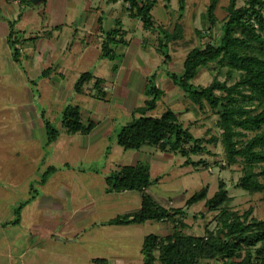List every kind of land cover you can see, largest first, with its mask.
I'll use <instances>...</instances> for the list:
<instances>
[{"label":"rangeland","instance_id":"obj_1","mask_svg":"<svg viewBox=\"0 0 264 264\" xmlns=\"http://www.w3.org/2000/svg\"><path fill=\"white\" fill-rule=\"evenodd\" d=\"M212 1L187 0L181 12L180 0H157L152 12L157 25L172 33L179 24L183 31L182 38L165 48L169 55L166 59L158 52L160 35L145 31L142 20L130 16L125 2L93 0L94 6L101 7L99 15H93L103 17L105 33L111 8L125 21L129 44L116 48L119 57L114 62L103 59L100 48L89 46L83 31L75 37L69 29L64 30L66 26L74 30L89 26L93 16L86 6L91 0H46L16 8L22 15L12 21L16 33L13 41H20L19 62L11 60L12 51L0 40V73L6 84L0 89V264H93L94 259H107L110 264H144V239L149 235L168 236L175 225L156 221L110 225L118 216L136 212L141 206V194H107L105 179L120 168L137 163L148 165L151 171L152 184L147 194L168 210H184L176 219L184 224L183 232L188 235L209 236V232L217 230L220 210L209 211L206 202L193 207L186 203L205 187L209 189L208 199L213 198L221 182L231 197L226 205L230 211L242 216L253 209L252 217L264 220V193H248L238 187L244 166L241 162L228 164L217 127L218 115L208 106L201 110L167 76L183 72L193 48L212 41L219 43L230 0H218L217 23L208 31L207 12ZM248 1L236 0V7L247 6ZM54 23L61 24L62 38H68L65 47L62 44L56 53L52 52L54 57L46 64L43 59L32 62L33 67L26 58L30 38H24L42 33ZM71 42L80 44L74 50L78 54H73L72 71L68 73L59 62L71 51ZM133 56L132 61H127ZM48 70H53V75L51 71L45 79L34 77L36 72ZM228 71L227 67L212 64L199 72L193 84L206 88L217 79L232 85L239 80V73H233L231 78ZM87 72L103 80L100 88L105 93L97 94L95 81L86 85L84 94L74 91L78 78ZM152 76L165 95L151 115L159 118L166 110H173L183 126L202 141L205 153L192 156V160L205 164L186 167L185 159L178 154H165L148 146L125 151L117 144L120 130L133 121L132 111L144 106L146 86ZM56 83L62 86L57 87ZM9 84L17 88L13 90ZM117 86L132 95L120 94ZM26 105L30 106L27 110ZM74 106L81 108L85 123L100 122L90 135H71L63 128V113ZM47 122L59 132L50 145ZM252 137L249 134L247 140ZM51 167L53 172L42 183ZM22 204L25 206L18 214L17 208Z\"/></svg>","mask_w":264,"mask_h":264},{"label":"trees","instance_id":"obj_2","mask_svg":"<svg viewBox=\"0 0 264 264\" xmlns=\"http://www.w3.org/2000/svg\"><path fill=\"white\" fill-rule=\"evenodd\" d=\"M122 1L129 6L128 11L133 19L142 20L145 31H154L160 35L158 52L169 59L165 48L172 41L182 38L181 25L178 24L172 33L157 25L152 13L157 0ZM186 2H179L181 12ZM24 3L31 4L28 0H21V4ZM217 6L218 0H213L208 8V31L217 23ZM227 13L219 43L212 41L205 46L193 48L186 57L183 72L168 73L167 76L201 110L208 106L218 115L217 127L228 164L232 166L241 162L244 166V176L238 187L248 193H264V0H249L247 6L242 8L236 7V0H230ZM15 34L11 24L9 42L15 61L19 62L20 41H13ZM105 36L101 45L102 58L114 62L119 57L116 48L127 45V32L122 33L119 27ZM212 64L227 67L231 78L233 73H239V80L228 85L226 81L215 79L206 88L195 86L193 81L199 72ZM49 71L40 77L49 76ZM150 79L146 86L147 99L144 106L134 110L133 121L120 130L117 144L125 151H139L148 146L178 154L185 159L186 167L205 164L204 161L192 160V156L205 153V148L202 141L183 126L173 110H166L159 118L151 115L165 93L155 84V76ZM93 81L100 95L103 80L96 79L89 72L80 76L74 91L84 94L86 85ZM45 126L47 143L50 145L57 140L59 132L48 122ZM62 126L71 135L85 136L96 128L94 122H84L79 106L64 111ZM249 134L253 137L247 140ZM212 141L217 140L213 137ZM53 170L51 167L45 172L42 183L46 182ZM105 182L107 194H141L140 209L118 216L110 225L130 226L150 221L172 222L175 225L173 233L168 236L149 235L144 239L141 250L144 264H201L202 261H214L215 264H264V220L252 217L253 209L242 216L230 211L226 205L231 197L223 182L219 184V190L213 198L208 199L209 189L205 187L186 203L187 207H193L206 202L209 211L220 210L218 228L215 232H209V236H194L183 232L184 224L176 217L184 214V210H168L147 194L152 184L148 165L137 163L135 166H124L113 176L107 177ZM24 206L22 204L17 208L18 214ZM93 264L110 263L107 259H94Z\"/></svg>","mask_w":264,"mask_h":264},{"label":"crops","instance_id":"obj_3","mask_svg":"<svg viewBox=\"0 0 264 264\" xmlns=\"http://www.w3.org/2000/svg\"><path fill=\"white\" fill-rule=\"evenodd\" d=\"M44 1H46V0H44ZM20 5H15L12 0H0V40L4 41L5 44L9 46L10 50L12 51L11 60L13 62H15V63H16V61H15V58H14L13 50H12V47H11L9 41H10V33H11L12 21L14 22L17 19H20L22 17V15L18 14L17 10H16V8L19 7ZM100 9H101V7L94 6L93 0H91V3H88L87 6H86V11L92 12V16H93L89 26L86 28L85 24H82L81 26L85 27V28H80L78 26L74 30L73 28H69V27L66 26V28L65 29L63 28V29L64 30L69 29L70 35L72 34V36H75V37L78 36L79 31H83L85 33V35H83L85 37L84 41L89 46H92V47L95 46V47H97V49L100 48V50H101V45H102V42H103V39H104L105 35L108 32H111L113 29L119 28V27H120V29H122V31H125V28H124L125 21H122V20L119 19V16L114 11V9L108 8V10L110 9L112 11L110 12V16H108L107 19L105 18L106 19L105 23L109 26V27L107 26V33H105L104 32V28L102 26L103 17H101V16L97 17V16L93 15L95 12L97 13V15H99ZM60 25L61 24L54 23L53 26H51V27L47 26L48 29H46V30L44 29L42 31V33H39L37 35H32V37L24 38V39L30 38L29 42L26 43V45L30 44V46H28V48H27V51L29 50L30 53L26 54L27 62L30 65H32L34 67L32 62L38 61L39 59H43V63L46 64L51 58L54 57V53H53V55H50L52 52L56 53L58 47L60 48L62 46V44H63V47H65L64 44H66L68 38L66 40H64L62 38V35H63L62 34V30H61L62 26H60ZM65 25H67V24H65ZM78 44H80V43L79 42L78 43L77 42L76 43L75 42H73V43L71 42V44H70L72 46V48L70 49L71 51L69 53L63 55V57L61 58V61L59 63H61V65L63 63V67H62L63 71L64 70H68L67 71L68 73L70 71H72L71 64H72V62H73V60L75 58L74 55L78 54L77 52L74 53V50L76 49V46ZM0 46L2 47V45H0ZM84 50H85V48H84V46H82L80 52H83ZM126 56L123 57V60L126 59ZM21 57H22V55H20V58ZM127 58H129V57L127 56ZM133 59H134V56L132 58H130L129 60L127 59V61L130 62V60L132 61ZM122 67H123V63H122ZM0 70H1V68H0ZM122 70H125V69H122ZM34 72L35 71L33 70V73ZM49 72H51L52 75L54 73L53 70H50ZM41 74L42 73H40V71L36 72L34 77L45 79V77H43V76L40 77ZM3 77H4V75H2L0 73V89L1 90L3 89V87L6 86V84H4V82H3V79H4ZM120 78H121V76L118 77V79H120ZM64 79H65V77H64ZM56 85H57V87L62 86L59 83H56ZM9 86H10V88L12 87L13 90L15 88H17V87L14 88L13 84H12V86H11V84H9ZM116 88H117V92H120V94H123L124 96L132 95L128 91L121 92V90L119 89V86H117ZM12 91H10L8 93H12ZM27 91H29V90H26V93H27ZM28 107L30 108L29 105H26V110H27ZM135 109H137V107ZM134 110L132 111V115H133ZM82 117H83V114H82ZM93 122L96 124V128H98L100 122H98V120H94ZM93 136H95V133H93ZM163 153L168 154V152H163ZM135 165H133V166H135ZM140 207L138 208V210L140 209Z\"/></svg>","mask_w":264,"mask_h":264},{"label":"water","instance_id":"obj_4","mask_svg":"<svg viewBox=\"0 0 264 264\" xmlns=\"http://www.w3.org/2000/svg\"><path fill=\"white\" fill-rule=\"evenodd\" d=\"M44 0H30V2L33 4V5H37L39 4L40 2H43ZM220 109H221V106H220Z\"/></svg>","mask_w":264,"mask_h":264},{"label":"built area","instance_id":"obj_5","mask_svg":"<svg viewBox=\"0 0 264 264\" xmlns=\"http://www.w3.org/2000/svg\"><path fill=\"white\" fill-rule=\"evenodd\" d=\"M13 1V3L15 4V5H20L21 4V0H12ZM40 69H41V67H40ZM106 91V90H105Z\"/></svg>","mask_w":264,"mask_h":264}]
</instances>
